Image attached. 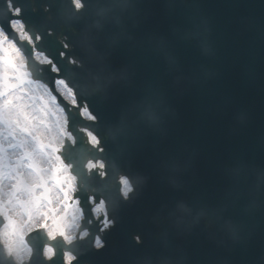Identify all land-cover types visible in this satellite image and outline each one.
<instances>
[{"label": "water", "instance_id": "water-1", "mask_svg": "<svg viewBox=\"0 0 264 264\" xmlns=\"http://www.w3.org/2000/svg\"><path fill=\"white\" fill-rule=\"evenodd\" d=\"M83 1L75 47H36L60 74L28 67L36 79L62 76L96 117L72 108L74 142L60 152L89 234L65 244L32 231L23 264H63V251L70 264H264V0ZM98 158L104 168L87 172ZM119 175L133 187L127 199ZM89 194L112 221L101 232ZM0 264H15L1 245Z\"/></svg>", "mask_w": 264, "mask_h": 264}, {"label": "rangeland", "instance_id": "rangeland-1", "mask_svg": "<svg viewBox=\"0 0 264 264\" xmlns=\"http://www.w3.org/2000/svg\"><path fill=\"white\" fill-rule=\"evenodd\" d=\"M23 77L28 81L20 57L9 44H1L0 41V211L2 209L3 213H8L13 218L7 217L0 234L7 252L16 260L25 258L27 249L23 235L36 220H45L51 227V233H65L71 231L70 227L77 216L73 204L69 202L68 193L72 188L70 181H56L47 173L46 179H43L46 171L41 169L40 164V159L49 160V166L56 160L57 138L52 139L57 136L54 125H57L58 119L61 127L60 118L51 114L48 103L50 97L44 88L36 86L37 95L31 96L34 86ZM22 85L26 92L20 89ZM27 92L30 96L24 99ZM19 99L24 100L26 107L37 105V101H40L39 110L46 119L42 122L37 113L39 122L33 125L31 117L22 115ZM32 99L35 102L32 103ZM47 129L52 131L51 137L47 135ZM61 129L59 128L60 134L63 133ZM43 136L46 143L41 140ZM49 169L50 167L48 171ZM28 175L32 186L25 180ZM49 197L53 203L49 201ZM52 205L58 207L54 210ZM42 210L46 211L39 212ZM60 211L61 214H57ZM46 253L48 255L50 251Z\"/></svg>", "mask_w": 264, "mask_h": 264}, {"label": "bare ground", "instance_id": "bare-ground-1", "mask_svg": "<svg viewBox=\"0 0 264 264\" xmlns=\"http://www.w3.org/2000/svg\"><path fill=\"white\" fill-rule=\"evenodd\" d=\"M21 37H25V34L23 33V34H21L20 35ZM59 89V91L60 92H62L61 91V89L60 88H58ZM63 90V89H62ZM64 91V90H63ZM67 97H68V95H67ZM67 99H69V98H67ZM70 100V99H69ZM33 102H35V99H32V103ZM48 102H49V107H50V112H51V114H54V116L55 117H58V118H60V121H61V128H63L64 129V116H63V114H62V112H61V110H60V108L59 107H57L56 106V104H54V103H52V101H51V99L49 98L48 99ZM36 108H37V106L36 105H33L31 108H28V107H26V103H22L21 104V107H20V109L23 111V113H22V115L23 116H36ZM85 111V110H84ZM85 114V113H84ZM52 116V115H51ZM85 116H87V115H85ZM33 120L35 119V118H32ZM53 119V118H52ZM60 122H59V119H58V122H57V125H54V127H55V132L57 133L58 131H59V128H60ZM62 130V129H61ZM49 131H50V129H49ZM50 137H51V131H50ZM94 168H96V166H93L92 167V169H94ZM70 184L72 185V187H73V183H72V181H70ZM52 191V190H51ZM75 205V204H74ZM74 208H75V212L77 213V215L79 214L80 215V212H79V210L77 209V206L75 205L74 206ZM79 212V213H78ZM77 217V216H76ZM77 222V221H76ZM73 228H75V225L73 226ZM25 256H27V252H26V255ZM69 259V257H67V260Z\"/></svg>", "mask_w": 264, "mask_h": 264}]
</instances>
